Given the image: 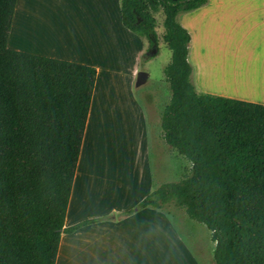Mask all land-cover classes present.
I'll list each match as a JSON object with an SVG mask.
<instances>
[{"label":"trees","instance_id":"obj_1","mask_svg":"<svg viewBox=\"0 0 264 264\" xmlns=\"http://www.w3.org/2000/svg\"><path fill=\"white\" fill-rule=\"evenodd\" d=\"M208 0H120L124 27L170 49L162 138L190 164L135 208L173 203L209 231L213 264H264V105L197 92L176 19ZM16 0H0V264H55L96 78L93 66L8 47ZM134 209L125 211L130 213Z\"/></svg>","mask_w":264,"mask_h":264},{"label":"crops","instance_id":"obj_2","mask_svg":"<svg viewBox=\"0 0 264 264\" xmlns=\"http://www.w3.org/2000/svg\"><path fill=\"white\" fill-rule=\"evenodd\" d=\"M79 1L70 6V0L65 4H57L56 0H16L7 38L11 49L96 69L63 227L96 220L71 232H61L55 264H192L191 253L176 234L174 221L164 206L135 208L162 182L158 178L169 174L163 165L168 158L155 153L153 161L151 154V134L157 131L150 118L153 120L160 109V99L142 95L139 101L133 90L148 41L122 25L120 0ZM188 13L198 18L195 23L182 24L190 34L187 59L197 92L264 105V0H208ZM66 23L84 27V38L77 40L78 44L72 40L73 35L77 37V29H67ZM197 28L199 44L195 40ZM144 73L143 81H136V85L145 82L148 73ZM101 75L110 85L104 88L103 139L108 141L111 130L123 125L122 111L116 105H124L130 130L135 138L136 132L139 134L136 142L143 154L134 158L85 156L88 148L93 149L91 137L96 127L90 124V118ZM155 136L157 150L158 134ZM109 161L118 165L111 170L104 165Z\"/></svg>","mask_w":264,"mask_h":264},{"label":"rangeland","instance_id":"obj_3","mask_svg":"<svg viewBox=\"0 0 264 264\" xmlns=\"http://www.w3.org/2000/svg\"><path fill=\"white\" fill-rule=\"evenodd\" d=\"M61 1L56 0L57 4H65L64 3L65 0H61ZM74 3L80 4V1L70 0V3L68 5L71 6ZM73 10H76L75 5L73 7ZM154 17H155L154 29L158 35L156 46L149 45L147 51H145V53H143V55L141 56L140 64L138 68L139 70L137 71V73L140 71L147 72L148 75L145 79V82L141 85H136V81H137L136 80L137 75H136L133 85V90L135 91V95L139 97L138 98L139 101L141 100L142 97L140 96L142 95L146 97H151L152 95L158 96V99H160L159 102L160 109H158L156 114L154 113L153 120L150 118V121L153 124L154 127L153 129L157 131V132L153 131L151 134L152 159L154 161L155 153L162 157L168 158L167 160L168 163H164L163 165L168 167L169 174L162 175L158 178V181H162L160 182L161 184L166 181H175L178 180L179 178L188 175L190 172V164L181 155H179L176 150L171 148L164 140H162L161 126H160V117L162 111L161 109L162 107H164L166 103H168L170 98V89L168 82L165 79L163 69L164 66L170 60L171 52L168 46L166 45V43L161 38L163 32L162 20L164 17L162 10H159L158 12L154 13ZM176 19L182 25V24H187L189 21H191V23L192 21L193 23H195V20L198 18H192L191 16H189L188 12H182L177 15ZM78 27L80 29L77 28L78 30L75 32H77L78 35L84 38L85 35L84 27H80V26ZM68 28L75 29L76 26L75 25L73 27L69 26L67 27V29ZM195 40L199 44L200 40H199L198 28H197ZM213 42L215 44V40H213ZM130 65L131 64L129 63V66ZM126 68L128 69L129 67L126 66ZM104 77L105 76L102 77L101 75L99 78L100 81L94 95L93 107L91 111L90 124H92L94 128L96 127L94 130V134H92L91 137V141L93 139V149L92 146L91 148H88L85 153V156L89 157L93 155L94 157H96L99 155H111L118 158H125V157L134 158L133 157L134 155L143 154V152L139 145V142H136V140H139L138 132H136V135H138V137L136 136L137 138H135L134 131L130 130V126H129L131 124V122H129L130 117L129 114L126 112L127 108L124 105H119V104L116 105V107L119 108L118 111H122L120 120L122 121L123 125H119L117 128H113L111 130V137L108 141L103 139V135L105 134L103 128V122H104L103 97L105 94L104 91L107 92V90H105L104 88L110 86L107 84V82L105 84ZM101 78L103 81H101ZM124 85L125 82H123V86ZM155 133L158 134V142H159L157 150H156L157 142L155 138L156 137ZM115 162L116 161L114 162L109 161V163L104 162V165L109 166V168L113 170L112 168L118 165L117 163L115 164ZM163 210L171 215V218L173 219L175 224L176 234L182 237L181 239L183 241L181 242L183 243V245H185V248L189 250L191 253L192 264H213L212 253L215 243L212 241L210 237V231L203 224H200L197 221L187 217L184 210L178 206H175L173 203L165 204Z\"/></svg>","mask_w":264,"mask_h":264},{"label":"bare ground","instance_id":"obj_4","mask_svg":"<svg viewBox=\"0 0 264 264\" xmlns=\"http://www.w3.org/2000/svg\"><path fill=\"white\" fill-rule=\"evenodd\" d=\"M66 25H67V26H72V27H73L72 24H67V23H66ZM78 28H79V27H78ZM75 29H77V28H75ZM79 29H80V28H79ZM77 30H78V29H77ZM77 30H76V31H77ZM31 31H32V30H31ZM33 31H34V30H33ZM53 32H54V31H53ZM70 32H71V31H70ZM78 32H79V31H78ZM80 32H82V31H80ZM76 35H77V37H76L75 35H73L74 37L72 36V40H73V38H74V40H76V42H77V44H78L79 41H77V40H80V38H81V40H83V37H81L80 35H78L77 32H76ZM47 36H48V35H47ZM69 37H70V36H69ZM40 38H42V37L40 36ZM70 38H71V37H70ZM76 38H79V39H76ZM42 40H44V39H42ZM44 41H45V40H44ZM202 42H203V40H202ZM44 43H45V42H44ZM53 43H54V42H53ZM58 43H59V42H58ZM59 44H60V43H59ZM74 44L76 45V43H74ZM56 45H57V44H56ZM195 46H196V45H195ZM76 47H77V46H76ZM195 48H196V47H195ZM210 80H211V79H210Z\"/></svg>","mask_w":264,"mask_h":264},{"label":"water","instance_id":"obj_5","mask_svg":"<svg viewBox=\"0 0 264 264\" xmlns=\"http://www.w3.org/2000/svg\"><path fill=\"white\" fill-rule=\"evenodd\" d=\"M145 73L143 71H140L137 77V84L141 83L143 81Z\"/></svg>","mask_w":264,"mask_h":264}]
</instances>
